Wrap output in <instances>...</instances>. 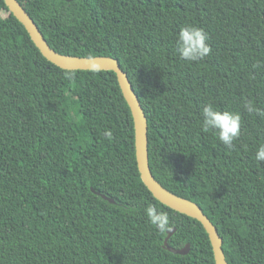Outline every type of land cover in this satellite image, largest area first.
I'll return each mask as SVG.
<instances>
[{"label": "trees", "instance_id": "obj_1", "mask_svg": "<svg viewBox=\"0 0 264 264\" xmlns=\"http://www.w3.org/2000/svg\"><path fill=\"white\" fill-rule=\"evenodd\" d=\"M17 1L55 52L117 60L147 119L155 180L200 207L227 264H264V162L254 159L264 116L243 107L264 111V0ZM188 25L211 48L196 63L175 48ZM206 103L240 114L232 148L201 131ZM148 205L167 213L170 230L148 222ZM171 231L167 245H188L187 255L163 247ZM0 264H215L202 225L143 185L116 75L54 66L3 0Z\"/></svg>", "mask_w": 264, "mask_h": 264}, {"label": "water", "instance_id": "obj_2", "mask_svg": "<svg viewBox=\"0 0 264 264\" xmlns=\"http://www.w3.org/2000/svg\"><path fill=\"white\" fill-rule=\"evenodd\" d=\"M9 12L23 25L28 33L31 41L39 50L41 55L54 66L65 71H111L116 75L122 95L130 108L133 123H134V138H135V158L137 163L138 172L143 185L162 205L170 208L171 210L183 214L198 221L208 235L215 264H227L225 255L222 250V239L218 235L217 229L213 226L210 220L204 215L200 207L195 203L178 197L165 188H163L153 177L148 157V126L147 119L142 110V107L135 95L132 86L128 80L126 73L120 69L117 60L110 57H72L65 56L55 52L49 47L46 40L40 33L38 27L33 20L29 17L26 10L17 0H3ZM71 2L74 0H65ZM92 192L100 196L103 200L114 204V201ZM173 231L169 232L168 237L164 241L163 247L170 253L179 256H185L189 252V246L176 250L167 245L168 238Z\"/></svg>", "mask_w": 264, "mask_h": 264}, {"label": "clouds", "instance_id": "obj_3", "mask_svg": "<svg viewBox=\"0 0 264 264\" xmlns=\"http://www.w3.org/2000/svg\"><path fill=\"white\" fill-rule=\"evenodd\" d=\"M207 35L202 28L188 25L181 27L175 34V48L179 59L188 63L202 61L211 52L207 44ZM244 109L249 113L264 116L251 101H245ZM200 128L204 133L212 134L215 139L227 148H232L241 134V116L238 112L220 110L212 103H206L200 113ZM105 139H112V132H103ZM254 159L264 162V143L258 145ZM144 214L148 222L160 231L170 230L169 217L167 213L158 210L155 206L148 205Z\"/></svg>", "mask_w": 264, "mask_h": 264}]
</instances>
